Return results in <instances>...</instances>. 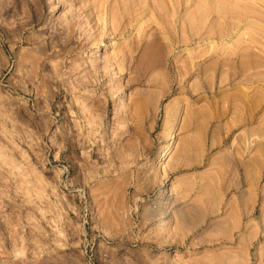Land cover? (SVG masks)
<instances>
[{
    "label": "rangeland",
    "instance_id": "rangeland-1",
    "mask_svg": "<svg viewBox=\"0 0 264 264\" xmlns=\"http://www.w3.org/2000/svg\"><path fill=\"white\" fill-rule=\"evenodd\" d=\"M0 264H264V0H0Z\"/></svg>",
    "mask_w": 264,
    "mask_h": 264
},
{
    "label": "bare ground",
    "instance_id": "bare-ground-1",
    "mask_svg": "<svg viewBox=\"0 0 264 264\" xmlns=\"http://www.w3.org/2000/svg\"><path fill=\"white\" fill-rule=\"evenodd\" d=\"M259 48H260V47H259ZM111 57H112V56H111ZM113 57H114V55H113ZM114 59H115V57H114ZM114 59L112 58V60H114ZM253 64H254V62H253ZM253 64H252V65H253ZM98 81H99V80H98ZM173 130H174V129H171V130H170V132H169V134H168V138L165 140V142H164V144H163L161 150L158 152V156L155 157V158H157L159 161L164 160V158H165L166 156H168V155L170 154L171 150H172L173 144H174V142H175V138H174ZM61 132H62V131H61ZM64 132H65V131H64ZM66 134H67V133H66ZM168 223H169V221H168L167 219H164V221H163V223H162L161 225L164 226V225H166V224H168Z\"/></svg>",
    "mask_w": 264,
    "mask_h": 264
}]
</instances>
